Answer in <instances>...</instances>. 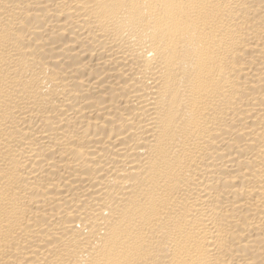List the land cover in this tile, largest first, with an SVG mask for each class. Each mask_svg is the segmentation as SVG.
<instances>
[{
	"label": "bare ground",
	"instance_id": "1",
	"mask_svg": "<svg viewBox=\"0 0 264 264\" xmlns=\"http://www.w3.org/2000/svg\"><path fill=\"white\" fill-rule=\"evenodd\" d=\"M0 264H264V0H0Z\"/></svg>",
	"mask_w": 264,
	"mask_h": 264
}]
</instances>
